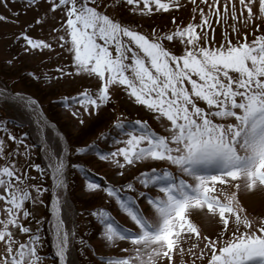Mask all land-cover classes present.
<instances>
[{
  "label": "snow or ice",
  "instance_id": "obj_1",
  "mask_svg": "<svg viewBox=\"0 0 264 264\" xmlns=\"http://www.w3.org/2000/svg\"><path fill=\"white\" fill-rule=\"evenodd\" d=\"M38 2L27 0L25 6L38 7ZM190 2L192 15L186 23H176L173 17L172 27H153L148 32L144 19L158 11L179 9L180 0H123L124 7L139 16L131 21L107 12L121 0H47L44 15L60 13L51 29L55 35L34 37L27 22L13 35L12 41L26 56L52 50L54 44L70 55V65H55L57 76L47 70L26 71L29 78L46 85L79 75L95 80V84L58 97L79 124L85 115H98L102 107L114 103L116 90H121L152 113L162 129L157 132L145 120L129 121L118 114L109 129L98 134L99 139H110V150L92 140L54 154L42 141L41 149L49 160L47 171L52 174L47 208L56 264H72L68 255L74 243L81 250L88 246L75 223L69 228L64 218L69 207L64 195L66 155L86 153L113 167L118 182L93 179L92 175L100 174H92L77 161L72 166L84 179L83 194L91 198L98 192L105 204L114 201L116 210L132 225L126 226L104 206L82 211L96 222L92 235L102 246L129 245L120 249L127 254L100 255L101 261L195 264L192 257H196L204 264H264V213L250 214L241 202L242 195L264 196V0ZM0 4L7 7L5 0ZM41 18L38 15L33 23H40ZM0 21L8 17L0 14ZM216 25L221 29L219 41L214 34ZM164 41L178 43L180 52ZM17 59L10 56L4 63L10 66ZM0 98L24 102L37 117L39 132L55 130L33 97L0 88ZM6 124V119H0V264H43L40 224L44 218L36 220L34 209L44 203L41 197L48 189L29 182L36 177L29 175L28 168L41 176L45 169L28 163L30 146L20 150L26 134L16 136ZM58 140H65L63 133ZM8 141L14 146L9 147ZM128 168L138 170L124 178ZM194 211L205 220L218 221V236L202 234L191 218ZM193 237L203 247L199 243L185 247Z\"/></svg>",
  "mask_w": 264,
  "mask_h": 264
},
{
  "label": "rangeland",
  "instance_id": "obj_2",
  "mask_svg": "<svg viewBox=\"0 0 264 264\" xmlns=\"http://www.w3.org/2000/svg\"><path fill=\"white\" fill-rule=\"evenodd\" d=\"M7 7H4L3 4H0V14H3L8 17V21H0V87L2 88H11L12 90H23L32 93L40 98L43 102L45 109L53 116V119L56 121L57 126H59V130L66 136H70L76 144H84L93 140L98 136V131L103 128L109 129L111 121L117 118V115H120V118L134 117L135 119H141L147 121L150 127H152L155 131L162 133V129L159 125V122L154 119L153 114L148 112L144 106L140 104H136L134 101L130 100L126 93L121 90H116L115 92V102L109 103L106 107H102L99 111L98 115L94 116H84V123L81 125L78 121L73 118L67 111H65L59 102H53L52 98H55L58 95H71L74 91L80 90L82 87H87L89 84H95V80H90V78L86 75H79L76 77H68L67 79L61 78L55 80L53 82L48 83L47 85L43 80L37 82L27 75H24L25 71H35L42 72L47 70L50 75L53 77L58 74L55 71V65L57 64H68L70 65V55L67 51L63 50L58 46V44H54V48L52 50H37L34 55L26 56L23 53H20L19 47L16 43L12 41V37L16 34L27 22L31 27L28 29L30 35L34 37L47 39L50 35H55L52 33L51 29L55 28L57 23L60 20L59 11H48L46 15H44L45 10L48 8L47 0H39L38 7L34 6H25L27 4V0H5ZM182 7L179 9H169L167 11H158L155 14L151 15L149 18L144 19V30L150 32L153 27H156L159 30H164L165 27H172V18H176V23H186L189 17L192 15L190 9L192 8V4L190 0H180ZM124 7L123 0L118 7L108 8L107 12L113 14L121 20L131 21L138 20V15H132L125 7L127 12L120 14V8ZM41 15L40 23H33L35 18ZM198 20V16L196 17ZM12 21H19V23H13ZM215 24V21L213 22ZM261 31H264V22H261ZM220 26L216 25L214 27V34L217 41L220 39ZM229 37L233 38L231 33H229ZM248 38L251 39V33H248ZM165 45L171 48L174 52L179 53L181 48L180 45L176 42L169 43L168 41H164ZM10 56H18V59L15 60L12 65H6L4 61L8 59ZM3 108V111L8 117L15 118L20 122L23 116H28L31 118V112L23 105V103L19 101H5L0 100V109ZM15 113V114H13ZM0 115L1 112H0ZM19 116V117H18ZM27 119L26 123H20L18 128L13 125H8V129L16 136L20 133V130L30 129L32 131L31 139L30 134L23 137L24 144L20 146V150L24 151V145H29V153L30 159L28 163L35 162L37 164L43 163L45 166L48 165V161L46 159L47 153L41 149L40 140L42 141L40 133L33 126L29 125L30 119ZM101 117V122L98 123L95 129L92 131V134H88L86 131L90 126L95 123L96 118ZM2 119V116H0ZM17 122V121H16ZM52 131V130H51ZM19 132V133H18ZM44 133V132H43ZM39 134V135H38ZM82 134H87L85 137ZM44 135V134H43ZM55 135L52 132V135L49 139V143L47 145L49 148L53 150L54 154H58L61 150V143L58 140V137H54ZM59 136V135H57ZM5 140L7 137L5 136ZM36 141V143H34ZM9 147H13L11 141H8ZM104 149L110 150V143H104ZM45 157H44V156ZM79 157V156H78ZM77 157V158H78ZM42 158V160H41ZM82 161L95 170H99L102 175H105L106 178L112 182H118L116 178L113 177V172L115 169L108 165L107 162L99 161L94 154L89 155L86 154L82 157ZM46 163V164H45ZM44 165H41L42 168L45 169V173L43 176L40 175L35 169L28 168V173L30 176L36 177V180L29 181L30 183H40L42 181L51 180V172H47ZM47 167V166H46ZM139 167V166H138ZM138 168H128L125 170L124 178H128L129 174H135ZM80 174V175H78ZM77 183L75 186L70 188L71 195L65 193V196L68 201L69 207L66 209V214L68 217V227L71 228L73 223L76 226V232L78 234L84 235L85 239L88 241V246L84 247L82 250L78 243H74L72 246V251L75 256H78L80 259V264H107V261H101L98 257L100 255H116L122 256L127 253L120 251L121 248L128 247L127 243H118L117 246L114 247H104L100 244L99 240L96 236L92 235L93 227L96 226V222L90 217H86L82 214V211L78 209L81 207L83 211H87L86 207H93L96 203H104L101 199L100 193H95L91 198L88 195L83 194L82 192V184L84 179L78 171ZM93 174V173H92ZM92 178L95 180L100 179V175H92ZM50 191V190H49ZM47 192L42 194L43 201L45 200V196H47ZM99 199L102 202H99ZM46 201V200H45ZM50 202V201H49ZM37 204L34 209L35 219L39 220L44 216V210L47 209V205L49 204ZM241 202L243 206L247 209L250 214H262L264 213V196L259 193L253 194L251 196H241ZM114 205L110 208L116 218L124 223L126 226L132 227L131 223L127 220L123 213L118 212L116 210L115 202ZM141 206H144V202L140 201ZM79 210V213L73 215V211ZM44 219L40 224V235L43 238V248L41 252L45 255V260L43 264H55V260L53 259L52 254L50 253V259L46 256V244L49 242V246L52 249L51 244V233H50V216L49 214H45ZM191 218L200 226L201 232L204 235H208L209 237L218 236L220 225L215 218L208 217L205 218L197 213L193 212ZM28 223V220L24 221ZM91 223L92 226L85 227ZM33 227H36L35 220L31 221ZM199 243L200 247H203L202 242H198L196 238H190L187 243H185V247H188L189 244ZM76 244V246H74ZM94 249V251H93ZM53 250V249H52ZM76 253H75V252ZM175 260H179L178 256H174ZM185 261L189 260L188 255L184 256ZM192 260H195V264H204V261L198 259L196 257H192Z\"/></svg>",
  "mask_w": 264,
  "mask_h": 264
},
{
  "label": "trees",
  "instance_id": "obj_3",
  "mask_svg": "<svg viewBox=\"0 0 264 264\" xmlns=\"http://www.w3.org/2000/svg\"><path fill=\"white\" fill-rule=\"evenodd\" d=\"M101 121H102V120H101V117H100V118H97V120H95V123L93 124V125H95V126H90L86 132H87L88 134H90V133L95 129L96 125H97L98 123H100ZM83 135H84V136H83ZM85 135H86V134H82L83 137H85ZM68 140H69L70 145H72V146L76 145L75 142H77V141H74L73 139H71L69 135H68ZM70 161H71L70 163H71V165H72V164H73V163H72V158H70Z\"/></svg>",
  "mask_w": 264,
  "mask_h": 264
},
{
  "label": "bare ground",
  "instance_id": "obj_4",
  "mask_svg": "<svg viewBox=\"0 0 264 264\" xmlns=\"http://www.w3.org/2000/svg\"><path fill=\"white\" fill-rule=\"evenodd\" d=\"M22 95H25V96H28V95H26V94H22ZM15 101H19V102H21V103H23L24 104V106H25V103L24 102H22L21 100H19V99H14ZM26 107V106H25ZM28 110H30L28 107H26ZM31 111V110H30ZM32 112V111H31ZM32 114H33V112H32ZM34 115V114H33ZM44 117V116H43ZM34 121H35V125L37 126V130H38V123H37V117L34 115ZM39 132V131H38ZM39 133H41V132H39ZM65 147H67V146H65ZM67 156V155H66Z\"/></svg>",
  "mask_w": 264,
  "mask_h": 264
}]
</instances>
